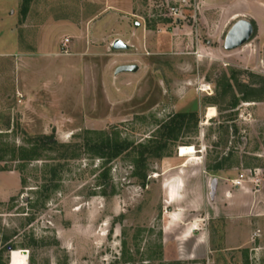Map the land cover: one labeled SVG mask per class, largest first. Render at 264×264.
I'll list each match as a JSON object with an SVG mask.
<instances>
[{"label": "rangeland", "instance_id": "1", "mask_svg": "<svg viewBox=\"0 0 264 264\" xmlns=\"http://www.w3.org/2000/svg\"><path fill=\"white\" fill-rule=\"evenodd\" d=\"M16 1L0 0V261L264 264V0L235 5L257 32L234 51L205 3L196 28L167 0H35L26 17Z\"/></svg>", "mask_w": 264, "mask_h": 264}, {"label": "water", "instance_id": "2", "mask_svg": "<svg viewBox=\"0 0 264 264\" xmlns=\"http://www.w3.org/2000/svg\"><path fill=\"white\" fill-rule=\"evenodd\" d=\"M255 34V24L253 21L247 19V18H240L237 20L230 30L228 31L224 47L227 51H234L237 50L246 44H248L253 36ZM114 50L117 51H128L131 49V45L128 44L126 41L117 38L113 43ZM141 69L139 64H125L120 65L116 69V75L122 74V73H137ZM54 140H51V143H53ZM219 186V180L216 178L211 183V198L212 200H215L217 195V190ZM12 251V249H11Z\"/></svg>", "mask_w": 264, "mask_h": 264}, {"label": "built area", "instance_id": "3", "mask_svg": "<svg viewBox=\"0 0 264 264\" xmlns=\"http://www.w3.org/2000/svg\"><path fill=\"white\" fill-rule=\"evenodd\" d=\"M204 0H167V4H163L164 12L162 15L174 21L177 25L190 21L193 26L198 27L199 21L203 17ZM71 38L67 37L62 42L64 53H68V46ZM243 180H235L236 185H242ZM28 253V251H27ZM29 260V255H28Z\"/></svg>", "mask_w": 264, "mask_h": 264}, {"label": "crops", "instance_id": "4", "mask_svg": "<svg viewBox=\"0 0 264 264\" xmlns=\"http://www.w3.org/2000/svg\"><path fill=\"white\" fill-rule=\"evenodd\" d=\"M35 0H32L31 2L34 3ZM205 1V4L208 5V8L211 10L213 9L214 7H222L224 9L221 10H218L217 11V14L220 19L224 18L225 16V20H224V24L221 25H215L213 24L214 22H212V26H207L208 27V31H211L212 33L216 34L218 37L221 36V38L227 33L228 31L230 30V28L232 27V25L237 21L239 20L240 18H244L242 17V14L240 13H236L234 7L235 5L239 4L240 0H204ZM17 4L19 3V0L16 1ZM31 3V4H32ZM84 8V7H83ZM209 10V11H210ZM8 12H12L14 13L15 10L14 9H9ZM214 14V13H213ZM209 16H211L212 14L208 13ZM219 19V20H220ZM221 19V20H222ZM213 20V19H212ZM255 20V19H254ZM39 26H43V25H40L38 24ZM95 25V32L97 31L98 28H101L102 27V21H99V22H95L94 23ZM213 34V35H214ZM69 37V36H68ZM66 38V37H65ZM70 38V37H69ZM64 41V40H63ZM62 41V42H63ZM71 43H72V39H71ZM70 43V44H71ZM219 188V186H218ZM12 193V192H11ZM256 204V203H255ZM239 207H242L243 205H238ZM258 207H261V211L262 209L264 208V205H261V203H259ZM255 219L256 220H259V223L261 224V222L264 220V212L262 213H259V214H255ZM261 231H262V228H259ZM262 233V232H261ZM254 234V233H253ZM245 237V236H244ZM248 237V236H246Z\"/></svg>", "mask_w": 264, "mask_h": 264}, {"label": "trees", "instance_id": "5", "mask_svg": "<svg viewBox=\"0 0 264 264\" xmlns=\"http://www.w3.org/2000/svg\"><path fill=\"white\" fill-rule=\"evenodd\" d=\"M31 1L32 0H24V2L22 4V14H23L24 17H26L28 12H29V6H30V2ZM254 24H255V32H257V24L255 22H254ZM179 117L181 118V120H177L176 118H174L172 120V122L169 123L166 126V131L164 132L165 133V137L169 138L170 136H172L175 133L178 123H180V125L184 123L185 116L184 115H179ZM182 127L183 126L181 125V128ZM50 143H48V144L51 145ZM94 146L96 147V150H100V151H103V152H106V150H109V149L110 150L114 149L113 146H110V143L108 142V140L103 141L102 143H99V144H95ZM166 146H167L166 142H164V143L161 142V143H158L155 147L150 148L149 150H150V153L152 155H157L158 156V155H160L162 153V151H164ZM116 148L117 147H115V149ZM29 158H32V157H29ZM141 161H144V153L143 152L141 153ZM11 248L13 250H15L16 246L13 245V246H11ZM0 264H5V263L0 261Z\"/></svg>", "mask_w": 264, "mask_h": 264}, {"label": "bare ground", "instance_id": "6", "mask_svg": "<svg viewBox=\"0 0 264 264\" xmlns=\"http://www.w3.org/2000/svg\"><path fill=\"white\" fill-rule=\"evenodd\" d=\"M197 154L198 153H197L196 147L194 145L181 146V148L179 149V156L182 158L186 157V158H190V160H197V159H199L197 157ZM176 195H177L176 189L173 187V189H172L173 199L176 197Z\"/></svg>", "mask_w": 264, "mask_h": 264}]
</instances>
